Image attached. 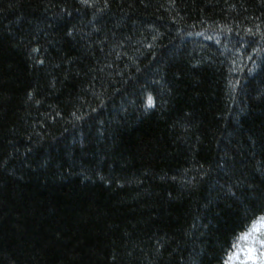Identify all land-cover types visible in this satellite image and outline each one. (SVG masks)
<instances>
[{
    "label": "trees",
    "instance_id": "1",
    "mask_svg": "<svg viewBox=\"0 0 264 264\" xmlns=\"http://www.w3.org/2000/svg\"><path fill=\"white\" fill-rule=\"evenodd\" d=\"M262 213L264 0H0V264H224Z\"/></svg>",
    "mask_w": 264,
    "mask_h": 264
},
{
    "label": "snow or ice",
    "instance_id": "2",
    "mask_svg": "<svg viewBox=\"0 0 264 264\" xmlns=\"http://www.w3.org/2000/svg\"><path fill=\"white\" fill-rule=\"evenodd\" d=\"M151 101V97L149 98ZM235 240L251 242L246 248H239L236 243L228 246L224 264L231 261H239V264H264V213L253 215L245 226L244 231ZM243 253V260H240V253Z\"/></svg>",
    "mask_w": 264,
    "mask_h": 264
},
{
    "label": "rangeland",
    "instance_id": "3",
    "mask_svg": "<svg viewBox=\"0 0 264 264\" xmlns=\"http://www.w3.org/2000/svg\"><path fill=\"white\" fill-rule=\"evenodd\" d=\"M250 240L247 241H241L239 240V242L237 243V245L239 246L236 250L238 251L239 248H246L248 246V244L250 243ZM243 253H240V260H243ZM230 264H239V261H231Z\"/></svg>",
    "mask_w": 264,
    "mask_h": 264
}]
</instances>
